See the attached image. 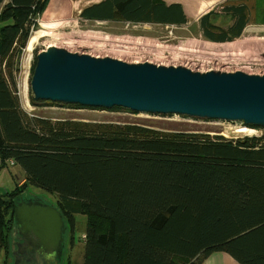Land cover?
<instances>
[{
  "label": "trees",
  "instance_id": "obj_1",
  "mask_svg": "<svg viewBox=\"0 0 264 264\" xmlns=\"http://www.w3.org/2000/svg\"><path fill=\"white\" fill-rule=\"evenodd\" d=\"M46 1L0 0V170L15 165L26 180L0 192L4 264L18 236L14 206L27 185L55 194L56 208L71 221L69 238L75 213L86 215L83 264H201L216 251L238 264H264V134L226 139L141 119L51 121L23 109L16 72ZM243 2L223 7L233 23L217 34L207 19L214 11L202 15L204 37L238 36L248 20ZM80 16L185 22L182 5L163 0H101Z\"/></svg>",
  "mask_w": 264,
  "mask_h": 264
},
{
  "label": "rangeland",
  "instance_id": "obj_2",
  "mask_svg": "<svg viewBox=\"0 0 264 264\" xmlns=\"http://www.w3.org/2000/svg\"><path fill=\"white\" fill-rule=\"evenodd\" d=\"M99 1L101 0L46 1V6L39 14L37 23L21 51L20 66L16 72L17 95L26 112L51 121L74 119L81 122H102L141 119L151 125L165 126L171 130L202 131L211 136L216 134L226 139L264 134V128L261 127H247L248 130L238 132V129L245 126L239 122L219 119H192L175 114L172 116L135 112L129 114L124 111L115 112L89 107H62V105L52 104L54 102L45 101H34L35 104H30L29 80L35 55L48 46L96 57L110 56L127 63L151 62L156 65L183 66L199 72L220 70L264 74V0H245L244 2L242 0H163L165 5L169 3L182 5L185 22L181 24L117 19L96 20L80 16L83 9ZM242 2L247 5L248 20L240 29L238 36L228 42L213 41L204 37L203 27L200 24L202 15L208 11H214L213 15L208 16L207 19L213 26L209 30L217 34L219 30L226 29L233 23V20L226 18L229 13L223 14L224 9ZM32 36L35 39L30 50H27ZM159 117L163 119H158ZM24 182L26 180L17 166H8L0 170V192L5 191V188L23 186ZM27 187L23 191L22 200H38L48 206L56 207L55 194L31 185ZM73 217L72 243L71 237L69 238L70 232H68V224L71 221L67 224L63 219L65 222L64 253L60 262L53 264H83L86 215L77 212ZM13 236H15L13 231L7 233V240L10 239L11 247H13ZM0 264H4L2 251ZM7 264H12L10 259Z\"/></svg>",
  "mask_w": 264,
  "mask_h": 264
},
{
  "label": "water",
  "instance_id": "obj_3",
  "mask_svg": "<svg viewBox=\"0 0 264 264\" xmlns=\"http://www.w3.org/2000/svg\"><path fill=\"white\" fill-rule=\"evenodd\" d=\"M29 90L33 101L120 107L135 113L219 119L264 128V74L127 63L48 46L35 55ZM13 220L22 241L18 251L30 245L25 249L36 263L51 264L60 258L65 227L56 207L21 200L14 206Z\"/></svg>",
  "mask_w": 264,
  "mask_h": 264
},
{
  "label": "flooded vegetation",
  "instance_id": "obj_4",
  "mask_svg": "<svg viewBox=\"0 0 264 264\" xmlns=\"http://www.w3.org/2000/svg\"><path fill=\"white\" fill-rule=\"evenodd\" d=\"M19 236V235H18ZM17 236V237H18ZM27 238H29V236H27ZM22 241L21 240H18V238H17V240H16V242H14V246L16 247V248H14L13 249V256L11 257V263L12 264H14V261L16 260V263L17 264H29V263H36L35 261H33V254L32 253H30L29 251L30 250H26L25 248H28V247H30V245H27L25 248H23L22 250L23 251H21L20 252V250L18 251L17 249H18V246L20 247V243H21ZM63 245H62V247H61V255H60V258H58V259H56L53 263H58V261L60 262V260H61V256H62V254L64 253V251H63ZM21 249V248H20ZM23 258L25 259L24 261H23ZM23 261V262H22ZM44 262V261H43ZM53 263H51V264H53ZM36 264H44V263H36Z\"/></svg>",
  "mask_w": 264,
  "mask_h": 264
},
{
  "label": "crops",
  "instance_id": "obj_5",
  "mask_svg": "<svg viewBox=\"0 0 264 264\" xmlns=\"http://www.w3.org/2000/svg\"><path fill=\"white\" fill-rule=\"evenodd\" d=\"M7 185V184H2ZM6 189V188H5ZM71 237V243H72V235ZM63 238V243H64ZM69 245V242H68ZM201 264H238L231 256L225 253H219V252H213L211 253L206 259L203 260Z\"/></svg>",
  "mask_w": 264,
  "mask_h": 264
},
{
  "label": "bare ground",
  "instance_id": "obj_6",
  "mask_svg": "<svg viewBox=\"0 0 264 264\" xmlns=\"http://www.w3.org/2000/svg\"><path fill=\"white\" fill-rule=\"evenodd\" d=\"M34 39H35V37H33V36L29 39V43H28V48H27V50H30V46H31L32 42L34 41ZM246 130H248L247 127H241V128L238 129L237 131H238V132H244V131H246Z\"/></svg>",
  "mask_w": 264,
  "mask_h": 264
}]
</instances>
